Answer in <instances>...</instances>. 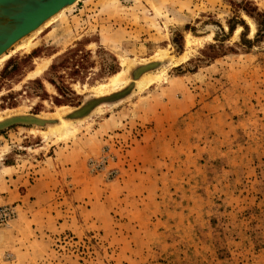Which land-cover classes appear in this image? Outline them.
Instances as JSON below:
<instances>
[{"label": "rangeland", "instance_id": "rangeland-1", "mask_svg": "<svg viewBox=\"0 0 264 264\" xmlns=\"http://www.w3.org/2000/svg\"><path fill=\"white\" fill-rule=\"evenodd\" d=\"M247 1L264 12V0ZM243 5L79 0L10 50L31 41L0 65V122L15 123L0 128V170L3 163L33 170L50 146L64 152L73 146L79 154L88 151L82 159L96 188L134 178L143 171L133 149L154 125L152 109L175 115L169 125L173 145L153 169L155 182L126 197L127 191L115 192L106 202L111 224L80 233L64 227L45 249L43 239L18 240L15 220L0 227V264H264V39L254 42L257 23ZM231 20L248 25L250 47L243 45L239 24L229 34ZM219 25L230 35L224 46L234 52L208 62L202 53L223 39ZM46 63L44 73L30 76ZM151 64L153 70L119 102L93 111L91 103L77 113L91 111L88 117L49 128L31 123L65 118L95 97L120 92L135 68ZM123 71L125 85L101 90ZM147 75L164 77L140 90ZM25 119L30 122L20 123ZM67 128L71 135L61 137ZM109 142L118 146L114 180L88 168ZM9 146L20 156L4 161ZM9 172H0L2 191L1 178ZM19 204H7L16 207L17 218Z\"/></svg>", "mask_w": 264, "mask_h": 264}, {"label": "crops", "instance_id": "crops-1", "mask_svg": "<svg viewBox=\"0 0 264 264\" xmlns=\"http://www.w3.org/2000/svg\"><path fill=\"white\" fill-rule=\"evenodd\" d=\"M162 107L163 110L167 108L165 105ZM155 110L152 109L155 121L153 127L145 131L140 145L133 149L143 171L136 173L138 176L135 179L130 177L110 184L103 183L96 188L95 179L89 177L87 172V159H82V154L86 157L88 151L83 149L79 154L77 147L73 146H69L65 152L61 151L62 148L58 151L50 146L49 152L43 154L44 159H35L38 164L32 165L35 167L33 170L31 167L25 171L18 170L17 165L3 163L0 172H10L1 178L5 180L6 186L2 191L3 184L0 185V203H20L18 207L21 211L13 232L17 239H25V242L43 239L46 245L44 248L49 249L51 236L61 233L64 227L72 233H80L111 224L113 216L106 202L115 197V192L127 191V194L123 192L126 197L133 190L137 192L152 185L155 182L152 173L156 163L160 162L161 155L164 156L173 145L169 125L175 113L169 111L159 115ZM14 151L9 146V152H4L3 160L19 157ZM30 175L33 181H29Z\"/></svg>", "mask_w": 264, "mask_h": 264}, {"label": "water", "instance_id": "water-1", "mask_svg": "<svg viewBox=\"0 0 264 264\" xmlns=\"http://www.w3.org/2000/svg\"><path fill=\"white\" fill-rule=\"evenodd\" d=\"M77 1L0 0V56L23 38L39 29L47 20L59 13L62 9L73 5ZM119 99L112 96V98L105 101V104L115 102ZM91 103H94V101L85 104L77 111H81ZM78 112H74L72 115H76L75 113ZM85 117L88 116H77L75 120H81ZM20 123L25 122L20 121Z\"/></svg>", "mask_w": 264, "mask_h": 264}, {"label": "bare ground", "instance_id": "bare-ground-1", "mask_svg": "<svg viewBox=\"0 0 264 264\" xmlns=\"http://www.w3.org/2000/svg\"><path fill=\"white\" fill-rule=\"evenodd\" d=\"M79 1V0H78ZM77 1V2H78ZM75 2V3H77ZM74 3V4H75ZM73 4V5H74ZM73 5H70V6H73ZM68 6V7H70ZM68 7H65L64 9L68 8ZM62 9L59 13H57L56 15H54L52 18H50L49 20H47L39 29H37L36 31H34L33 33L34 34H37L39 32H41V30L43 28H47L49 27L50 25H52L61 15V13L63 12ZM32 33V34H33ZM32 34H30L29 36H31ZM27 36V37H29ZM27 37L23 38L22 40L26 39ZM32 38V37H30ZM21 40V41H22ZM19 41V42H21ZM18 42V43H19ZM30 40L28 39V41L24 42L21 46H18L17 49L13 50V51H10L12 50L17 44H15L11 49H9L7 52H5L4 54H2L0 56V65L4 64L5 61H7L13 54L17 53L18 51L22 50L23 48L25 47H28L29 44H30ZM183 60H186L187 59V56L185 55L183 58ZM179 63V62H178ZM124 64V63H123ZM48 63L46 64H43L41 66H39L34 72L31 73L30 76H34V77H38L40 76L42 73H44L46 71V69L48 68ZM153 65L154 64H151V65H147V66H139L137 68H135V70H133V72L131 73V80H130V84L123 90H121L120 92H116V93H113L111 95H107V96H102V97H95L93 98V101H94V105H93V108L91 109V111H93L95 108L101 106V105H104L105 104V101L107 99H110L112 98V96H115L116 98H120L119 100H117L116 102H119L120 100H122L123 98H125V96L127 97L128 95H126L127 92H130L132 90H135V88L137 87V84L139 83L140 81V78L150 72L151 70H153ZM164 77V75H156V76H150V75H147L146 77L142 78L143 80L141 81V83L139 84V89L140 90H143V89H146V88H149L152 84H154L155 82L157 81H160L162 78ZM127 82V79H126V76H125V72H121L119 74H117L116 76L112 77V79L110 80V82L107 84V85H104L102 86L101 90H116L120 87H122L123 85H125ZM100 90V89H97V91ZM100 90V91H101ZM99 91V92H100ZM116 94V95H115ZM110 102V101H109ZM116 102H111V103H107V104H113V103H116ZM103 103V104H102ZM90 111V112H91ZM75 112H78V111H75ZM89 112V113H90ZM88 113V114H89ZM74 114L71 113L69 114L68 116H66L65 118H59L57 120H53V121H48V120H42V119H39V118H35L33 122L31 123H34V124H37V125H47L48 128L51 127V126H57L58 124H60L61 122L63 121H68V122H72V120H75V118L77 117V113H75L76 115H72ZM88 114L86 116H88ZM38 119V121H37ZM11 119H8V120H5L3 122H0V128L2 127V125L4 126L5 125H12V124H15V123H11L10 122ZM22 122H28V121H22ZM30 122V121H29ZM70 129V128H69ZM67 128V130L64 129V131H61V134H59L61 137H69L72 133V130H69ZM73 129V128H72ZM34 132V131H33ZM58 135V133H57ZM44 136L47 137L49 136L47 133H44Z\"/></svg>", "mask_w": 264, "mask_h": 264}, {"label": "trees", "instance_id": "trees-1", "mask_svg": "<svg viewBox=\"0 0 264 264\" xmlns=\"http://www.w3.org/2000/svg\"><path fill=\"white\" fill-rule=\"evenodd\" d=\"M239 7H241L247 13V15L250 16L252 19H254L257 23L258 30L254 42H259L261 39H264V12L259 11V9L256 6H254L251 2L247 0H244V5ZM238 24L243 28V32L241 34L243 38V45H245L246 47H250L249 45H251L252 43L250 40L247 39L248 25L244 22V20H240V22H238L237 20H231L228 24L229 32H230L229 34L231 35L235 31ZM219 28L222 32L223 39L222 40L216 39L219 44L210 45L202 53L204 58L208 62L211 60H216L217 58L225 55L227 51L234 52L232 48H226L224 46V42H225L224 38H228V36L230 35H227L224 29L220 25ZM78 52L79 50H74L72 51L71 54L73 56H76L78 55ZM110 71L112 75L117 72L115 71V68H113Z\"/></svg>", "mask_w": 264, "mask_h": 264}, {"label": "built area", "instance_id": "built-area-1", "mask_svg": "<svg viewBox=\"0 0 264 264\" xmlns=\"http://www.w3.org/2000/svg\"><path fill=\"white\" fill-rule=\"evenodd\" d=\"M118 146L116 142L105 144L97 157L88 160L90 172L103 174L108 180H114L119 176L117 167L119 161ZM17 218L16 207L5 205L0 207V227H10Z\"/></svg>", "mask_w": 264, "mask_h": 264}, {"label": "flooded vegetation", "instance_id": "flooded-vegetation-1", "mask_svg": "<svg viewBox=\"0 0 264 264\" xmlns=\"http://www.w3.org/2000/svg\"><path fill=\"white\" fill-rule=\"evenodd\" d=\"M26 120L29 121L30 119H25V121H26ZM31 121H32V119H31Z\"/></svg>", "mask_w": 264, "mask_h": 264}]
</instances>
